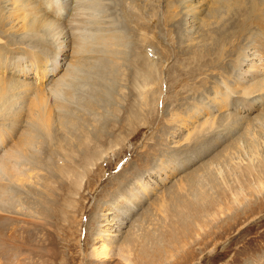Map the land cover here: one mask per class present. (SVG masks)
Masks as SVG:
<instances>
[{"label": "rangeland", "instance_id": "obj_1", "mask_svg": "<svg viewBox=\"0 0 264 264\" xmlns=\"http://www.w3.org/2000/svg\"><path fill=\"white\" fill-rule=\"evenodd\" d=\"M92 1L82 7L80 16L85 10L87 18L80 17L86 21L79 22L81 28H66V32L73 44L79 39L89 47L94 44L95 49H89L94 52L92 59L99 55L97 62L75 84L73 114H68L66 124L51 121L49 134L40 131L34 140L42 142L38 148L44 161L34 169L27 164V174L17 186L19 223L14 243L18 248L17 244V251L9 248L11 242L5 241L8 249L0 245L6 248L4 255L16 251L18 262L29 258L27 264H91L89 253L101 245L93 236L95 228H103L98 218L116 205V212L109 215L116 223L111 231L116 236L111 237L114 244L107 243L106 264H264V112L260 113L261 108L250 112L252 117L259 114L258 119L241 122L226 139L203 123L213 117L218 121L234 112L232 107L228 113L214 111L193 118L195 110L205 106L202 101L213 106L209 98L215 97L221 83L233 84L238 78L248 52L247 38L257 30L255 17L248 21L247 7L256 3L258 14L264 15V0H232L235 5L224 20L232 26L230 39L200 61L193 60L195 53L211 46L216 33L207 40L197 39L191 24L190 28L184 25L178 0ZM2 18L0 44H17L18 29L11 32L10 22ZM211 23L210 30L218 25L216 20ZM75 29L83 32L81 36ZM42 36L49 43L55 40L54 32L43 31ZM100 36L111 37L108 48L99 45ZM146 46L154 50L151 60ZM67 53L71 54L70 49ZM109 53L113 55L110 66L99 70L101 55ZM145 61L152 63L151 68L156 64L159 73L156 81H146V87ZM1 70V77L10 76ZM5 87V94L14 99L0 100V122L16 112L15 117L30 121V112L36 110L29 107L35 101L21 99L20 90L13 93ZM143 97L149 102L140 110ZM65 101L64 94L51 100L52 116ZM7 142H14V136ZM43 151L49 155H42ZM169 167L177 170L165 180L159 172ZM137 179L147 182L146 195L140 192ZM122 219L126 220L118 229ZM5 222L1 228L7 227ZM28 248L33 253L29 257L24 256L27 250L30 254Z\"/></svg>", "mask_w": 264, "mask_h": 264}, {"label": "bare ground", "instance_id": "obj_2", "mask_svg": "<svg viewBox=\"0 0 264 264\" xmlns=\"http://www.w3.org/2000/svg\"><path fill=\"white\" fill-rule=\"evenodd\" d=\"M87 1L89 0H0V2H2V5H0V24L3 23V18H2L3 16L6 18V21L10 22V31L12 32L13 28L14 31L18 29L19 32L18 34H20V35L17 34L18 38L17 40L15 39L17 41V44L12 43L11 45L9 42L6 43V45L0 44V62L3 63L2 64L3 67L0 69H2L1 71L4 72L8 71L10 74V76H6V74L4 73L5 76L2 77L0 76V85H1L0 100L4 102V100L8 101L14 99L13 97L9 99V97L5 94L6 91L5 86L7 85L8 86L7 89H9V92L12 91L13 93H15L16 90L17 91L20 90L19 93L21 94L16 93L18 97H21V99L22 98L29 99L31 97L36 103V105L32 104V106L29 107V110L31 111L33 109L36 110V113H34V111L30 112L31 114V117H29L30 121L27 122V120L23 118L21 119L20 118L21 115L20 117H15L18 116L16 112L14 114L12 113L13 115L11 114L12 117H10L9 119L7 118L8 119L7 122L4 123L5 120L3 122L2 121L0 122V224L3 221H6L8 224L7 227L5 228H1L2 226L0 225V245L4 246L5 241H9L11 242L10 244L11 247L9 245L7 246L11 249H13V247L14 249H16V247L18 248V244L14 243L16 242L14 240L16 238L18 239V237H16L17 236L16 230H18L17 228L18 225L16 226V222H18L17 221L18 209L17 210L15 209V206L18 201L16 199V195L17 193H19L17 186L18 184H20L19 182L24 180V176L27 174L26 170L29 169L28 166H26L27 164L31 165L32 167L31 166L30 167L34 169L35 168L33 167L34 165H36L40 161H41L40 164L42 163L41 159L43 157L40 156L41 155L39 151L40 148H38L39 144L42 142L41 141L35 142L34 140L38 138L37 134L40 131H43L45 134H49L50 127L52 124L51 121L66 124L67 119H69L67 117L68 114H73V112L70 113V110H71V101L75 93L74 90V87L76 86L75 84L81 81V77L83 76V73L86 72V71L84 72L85 69H87L88 71V69L95 67V63L97 62V58L99 56V55H95L94 59H92V56H94L92 55L93 50L89 48L95 49L93 47L94 44L93 45L90 44L92 45V47H89L88 42H87L88 44H85L84 43L85 40L80 41V39L79 41L78 40L74 41L73 44V41L71 42L69 33L66 32V28H73L76 26V28L79 29L81 28V26L79 27L78 25L79 22L81 21L80 25H82L83 22H86L85 20L87 17L86 18L84 17L86 12L84 10L86 8L85 6L88 3L91 5L93 4L90 3V1L92 0H90L89 2ZM178 1L180 3V6L182 7V10H184L183 14H185V16L183 17L186 18L184 25L188 26L189 24H191L192 30L195 29V32L198 35L197 39L200 38L201 40H207L209 38L208 35L210 34L212 35V33L214 34L216 33L215 35L216 37H214V39L212 36H210V38L212 37L213 39V44L215 48L211 47L213 45L211 43V46H208L204 52L195 53L193 60L196 59L200 61L201 58L206 57V53L211 54L212 51H214V53L215 51L218 52L221 45L225 44V40L227 38L230 39V34H228V32L229 29L232 28V26L229 27L228 25L230 24L227 25L228 20L226 21L224 20L226 19V16H228L229 13L231 12L232 5L233 6L235 5L234 2L231 3L232 0H178ZM235 1L239 2L241 0H235ZM92 2L95 3L98 1L95 0ZM210 2H211V6L209 5ZM98 4H100V2H98ZM98 4H94L93 6H96ZM255 4L249 5L247 7V11L249 15L248 21L251 17H255L254 19L253 18L252 19H253V24L257 30H254L252 34H250L251 37L247 38L248 52H244L246 53V55H244L245 58L243 59V62L240 64L241 73L240 72L238 73L239 74L237 75L238 78L232 82L233 84L221 83V89L215 91L216 92L215 97L213 95L212 97L209 98L213 106H211V104L209 105L208 102L204 103L205 101L204 102L202 101L200 104H202V106L203 105L205 106H203L202 109L200 108L198 110H195V112L193 113L194 116L193 118L195 119V118H199L200 116H206V115L209 116L210 114L214 113V111H222V112L226 111L228 113L229 110L228 108L232 107L234 109V112L228 113L225 116H221L218 119V121L215 120L213 117V120H211L212 122L210 121L208 123L207 121L208 119H207L203 123L205 126L208 124L211 129L212 128H214L215 130L217 129L215 133L223 134L225 139L228 138V136L231 133L237 130V126H239L241 122L246 120L247 123L245 124H249L253 120L258 119L259 114H256L255 116L252 117L249 115L250 112L259 108H261L260 113L264 112V106L262 107V105L264 104V81H262V79L264 78L263 76L264 75V15L260 16L258 14V10L256 8L258 5ZM83 6L85 7L83 9L85 12L83 11L84 15L82 14L80 16ZM3 9H4V13L3 12L1 13ZM66 16H68L67 19H65ZM80 17L81 18L83 17L85 20L83 21L82 19H80ZM212 20H216L217 21L216 24L218 25L212 30H210L211 27H209V25L212 24L211 23ZM7 26L9 27V25ZM235 27L236 28L238 27V22H235ZM188 28L190 27L188 26ZM77 29L75 30L78 31ZM179 30L181 29L179 28ZM205 30H207V32ZM43 31L50 33V35L51 32H54L55 40L53 43H49L45 39L46 35H44L45 37L43 38L42 36ZM78 32H80L79 33L80 35L76 33L78 36H81V33H83L81 30H79ZM15 33H17V31ZM78 36L77 38L74 37L73 39L75 38L78 39ZM107 36L105 37L100 36L97 39L98 42L100 41L99 45L102 43L101 44L102 46L104 45L107 48L109 47L111 42H109L108 39H110L111 37L107 38ZM195 39L196 38H194V40ZM190 40L192 41V38H190ZM69 49L71 52L70 55L67 53ZM153 51L151 49L148 50L147 46L145 47V54L148 57V60L149 59L151 60L152 59L151 57L153 58L155 57ZM101 56H102L101 58L103 65L99 70H102L104 65L105 68H107V65L110 66L111 58H112L111 56L113 55L109 53L107 55L102 54ZM159 62L160 60H158L156 63ZM150 63L151 62L145 61L146 64V68L144 69L145 72L141 71L144 72L143 81H145V87L149 83L148 81L151 82L156 81V79L158 78L157 75L159 74L156 64L151 68L149 65ZM154 73L156 74V76L153 75ZM32 74H34V76ZM97 74L100 75L99 73ZM11 76H15V77H11ZM261 76H263V78ZM258 77H260L261 79L259 78V80H256ZM92 79H94V77ZM3 80H5V82H3ZM146 81L148 82L147 84ZM151 90L154 91V88H150L149 91L151 92ZM147 93L143 92L144 94L143 96H145V94L147 95ZM63 94L64 96L66 95V101L62 105L61 104L58 105V108L61 107L62 109L57 111L56 117L52 116L53 111L51 107L53 106V103L51 102V100L53 99L58 100L59 96ZM152 94L150 93L151 96ZM10 95L11 94H9V96ZM13 96L15 95L13 94ZM145 98L143 97V99ZM63 100L64 97L62 101ZM146 100L147 99H145V102L141 104L142 107H140L141 108L140 110H143V107L146 106L147 103L149 102ZM55 103H57V101ZM81 103H83V101ZM86 105L88 106V103H86ZM62 112L65 113V116L61 114ZM3 116L4 115H2V117ZM204 127L201 130H203ZM28 128L35 130L28 132L26 131ZM13 136H14V142H7L9 138ZM86 145L88 146L89 142H87ZM231 147L233 146H230L229 148ZM44 151L42 152V155L44 156L49 155V153H44ZM45 166L47 165L45 164ZM39 169H41V167ZM176 170L177 169L174 167L173 169H171L170 167L165 168L164 170H162L161 174L159 172V176L160 175H162V177L165 176V180H166L174 172H176ZM32 171H30V173H32ZM33 173H35V170L33 171ZM30 175L31 177H33L32 174ZM121 183L119 184V188L122 185ZM136 183L138 186H141L140 192L146 195L147 194L146 191L148 188L147 182L144 181L142 183L141 179H137ZM140 192H137V194H140ZM18 197L19 196L17 195V198ZM121 199L124 200V197H122ZM116 207L117 206L115 205L113 208L107 209L106 211L107 213L103 215L102 218L100 217L98 218V220L101 221V227L103 226V228L101 229L95 228V234L93 236H96L95 238L99 239L98 241H101L100 242L101 245L99 247L93 248L92 251L89 253V255L87 254L92 259L91 264H106L105 261L110 255L107 249L108 248L107 243L114 244V241L111 239V237L116 235H112L111 231L114 232L112 228H114L116 223H112L114 218L110 220L109 215L114 214L113 210ZM114 212L116 211L114 210ZM125 215L128 216L130 215V213ZM125 218L127 219L126 216ZM22 219H24V217ZM126 219L121 220L118 229L122 228L124 221ZM108 225H111L112 227L104 228L105 226ZM118 229L115 230V232H118L119 234L121 230ZM15 244H17L16 247L14 246ZM3 246L2 248L0 246V264H27V260H29L28 257L33 254V253L31 254L32 249L30 251V249L28 248L30 254L27 253L28 251L27 250L24 255L26 256L27 254L28 259L24 260L21 263L18 262L17 260V257L19 256L17 255L18 252H16L17 249L16 251H12V253L8 252L10 255H6V254L4 255L3 250L5 251L7 247L4 246L6 248L3 249ZM24 252L25 251H23V253ZM5 253H7V251H5ZM124 262H127L125 258H124Z\"/></svg>", "mask_w": 264, "mask_h": 264}]
</instances>
